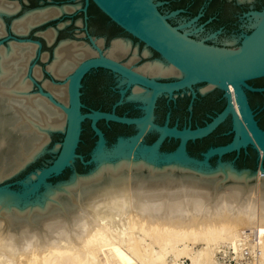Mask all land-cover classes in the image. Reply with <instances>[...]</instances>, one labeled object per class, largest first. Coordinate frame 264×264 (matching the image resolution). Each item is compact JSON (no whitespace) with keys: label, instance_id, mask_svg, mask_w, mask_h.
<instances>
[{"label":"bare ground","instance_id":"bare-ground-1","mask_svg":"<svg viewBox=\"0 0 264 264\" xmlns=\"http://www.w3.org/2000/svg\"><path fill=\"white\" fill-rule=\"evenodd\" d=\"M78 6L35 10L14 29L28 33ZM17 9L0 1V15ZM259 13L252 26L261 21ZM44 34L53 41L56 30L49 28ZM72 42H62L49 66L62 79L95 52L84 43L68 44ZM129 47L126 38H118L108 56L123 58ZM34 53L35 47L21 51L12 44L0 51V181L43 152L51 130L65 128L62 108L32 92L27 72ZM135 59L136 55L129 63ZM139 68L155 77L183 76L158 61ZM48 82H43L46 90L68 104V83ZM148 97L149 91L136 89L130 98ZM163 132L173 134L169 129ZM130 142L113 154L97 149L93 173L47 185L34 200L28 197L32 189L23 194L0 190V264H170L183 256L190 264H214L216 247L228 240L237 245L243 231L255 233L257 228V261L264 264L263 168L255 173L236 172L228 165L206 169L191 165L182 155L159 157L149 146ZM59 148L57 143L54 150ZM252 231L245 233L246 244Z\"/></svg>","mask_w":264,"mask_h":264},{"label":"water","instance_id":"water-1","mask_svg":"<svg viewBox=\"0 0 264 264\" xmlns=\"http://www.w3.org/2000/svg\"><path fill=\"white\" fill-rule=\"evenodd\" d=\"M90 1H92L111 21L121 27L125 32L145 43L147 47L158 52L167 62L176 67L183 76L172 82H159L148 78L122 63L119 59L105 54L102 49L98 48L96 45L97 37L89 35L88 39L91 45L97 49V53L83 58L65 79L57 81L56 79L60 78L49 70L50 64L46 67V73L52 77V79H48L49 81L53 83L66 81L68 83V104H63L46 90L43 82L41 83L40 78L34 74V68L38 66L37 60L41 54L42 42L40 40L20 38L14 35H8L6 38L0 39V46L10 38L19 42L34 41L37 44V54L29 65L27 72L28 79L32 83V88L36 87L38 89L34 93L48 97L53 104L61 107L67 116L64 130L57 129L49 132L50 138L51 134L55 131L64 134V138L60 143V148L57 150V157L52 160L50 164L36 172L37 175L35 182H31L32 178L30 177L19 182L24 184L25 190L32 189V192L30 193L32 194L41 185H45L46 188L47 185H50L47 183L48 177L61 174L65 169L71 167L77 158L86 165L94 164L95 168L86 174L75 172L70 179L74 176H86L93 173L98 167V160L95 158L97 149L101 148L107 154H113L115 150L117 151L123 144L130 141L131 146H134L135 143L140 141L149 124L159 130L161 135L154 144L144 146L152 148L159 157L177 154L182 155L191 165H202L206 169L212 168L216 170L221 166L228 165L236 172H250L245 169L238 170L233 167L232 164L224 162H219V165L216 168L211 167L208 161V156L213 153H223L230 149L239 146H246L248 143H251L256 149L263 153L264 157V134L256 125V121L254 120L253 113L247 102L243 89V86L251 90L255 89L250 86L247 81L264 76V9L261 11L263 13L261 21L250 34L245 35L240 46L236 48H224L192 39L188 34L180 32L176 26H173L168 22L167 17L160 12L158 4L154 0H85V5L82 8V11L85 13V18L88 17L87 8ZM55 30V35H57L59 29ZM14 33L17 32L14 31ZM74 40L76 39H63L60 41L58 47H60L62 42H71ZM84 44L88 45L89 42L87 43L85 41ZM56 50L54 52V58ZM94 68L112 70L128 78L129 84L134 82L151 88L153 92L148 104L145 106L146 114L141 117H127L119 116L114 112L100 110L83 112L82 107H84V104L81 101L80 90L82 87V79L87 72ZM201 82L210 83L220 87L226 91L227 95L226 108L211 123L196 129L185 128L180 130L177 127H169L167 125L159 126L152 122L156 100L160 93L168 92L171 94L175 90L186 87L191 88L192 84ZM233 97L235 98L238 110H236L234 106ZM230 112L232 113L233 126L236 131L233 141L227 146L210 149L206 153V158L203 160L191 157L186 151L187 141L203 137L210 133L228 116ZM86 119L91 121V127L98 136L96 145L91 152L90 159L88 160H85L84 156L77 152L79 142L81 141L82 125ZM100 120H105L107 122L116 121L125 124H137L141 125V129L135 136L129 138L119 137L117 143L109 148L103 131L97 125ZM163 129L172 130L173 134H165ZM249 131L252 133V136ZM168 135L180 138L181 142L178 148L173 152H160L159 145ZM142 145L143 144L140 146ZM46 150L47 147L43 152L30 159L29 162L19 170L0 181V184L17 175ZM261 168L264 169L263 166H261ZM0 190H8L7 185H0Z\"/></svg>","mask_w":264,"mask_h":264},{"label":"flooded vegetation","instance_id":"flooded-vegetation-1","mask_svg":"<svg viewBox=\"0 0 264 264\" xmlns=\"http://www.w3.org/2000/svg\"><path fill=\"white\" fill-rule=\"evenodd\" d=\"M0 1H2L3 4L8 8L14 6L18 7L17 11L13 13H2L0 15V24L4 25V30L0 31V39H4L8 35H14L20 38L40 40L42 42V48L37 63L39 61L44 62L45 60H48L50 65L54 61V52L56 48L58 52L59 49L58 46L60 41L63 39H69V38H63V39L58 38V35L62 28L73 23L80 27L81 26L80 24L82 22L83 28L85 29L82 35L88 38V36L90 35L89 20L91 19V15H90L91 8L94 7L102 14H104L92 1H90L89 6L87 8L88 17L85 18V13L82 11V8L84 7L85 3L83 6H81V4L79 3L80 6H78L75 10L83 12L82 21L80 19L77 20L72 19L73 15H75L73 14V11L64 12L61 15L54 17L55 19L51 18L50 20L48 19L49 21L47 20L46 22L44 21L45 23L42 22L43 24L39 23L40 25L37 24L33 26L28 33L23 34L16 31L14 29V25L18 22V20H20L26 14H30L35 10H40L45 8L74 5L75 1L74 0H40L41 2L39 6L27 10L23 12L21 15H19L18 13L21 10H23L24 3H21L19 0H0ZM154 1L158 4V8L160 12L167 17L168 22L173 26H176L180 32L188 34V36L192 39L202 41L209 45L224 47V48H236L240 46L243 39L245 38V35L250 34L253 31V29L256 27V26H252V24L256 20V16L260 14L259 12L263 11L264 9V0H154ZM178 2H180L181 5ZM160 6H164V7L170 6V8L167 11H164L161 9ZM188 13H190V18L188 19L184 18L181 20L177 19L179 16H184L187 15ZM66 17H71V18H66ZM172 18H176L177 21H173ZM8 20L10 21L8 22ZM54 20L56 21L55 26L46 25L47 23ZM41 26H44L43 29H40ZM49 28L59 29L58 34L55 35L56 38H54L55 40L53 41H49L44 34ZM13 29L17 33H14ZM19 29H23V27H19ZM30 35H32V37H30ZM130 36L134 40H136V42L133 41L132 39L131 40L126 39L130 42V47L127 54L123 58L119 59L122 63L126 64L127 66L139 72L140 74L148 78L157 80L159 82H172L180 78L178 76L155 77L153 75H150L142 71L139 67L143 66L146 63L148 64L149 62L152 63L158 61L159 63L160 62L164 63L165 65L171 66L172 68L174 66L169 62H167L158 52H156L150 47H147L145 43L139 41L132 35ZM118 38H123V37L116 36L111 39H108L105 37L98 36L97 40L102 39L103 43L102 40H98V42L96 40V45L98 48L101 47L102 51L108 55L107 53L108 49L112 46L113 41ZM85 41L87 43L89 42V44L85 46L89 47L90 49H93L95 52L92 55H95L97 53V49L91 45L89 39L88 40L76 39L72 43H68V44H73L75 42L83 44ZM11 44L16 47H19L21 51H24L25 48L29 51L35 47V53L33 58L37 54L38 46L35 43L18 42L13 38H10L3 43L4 46L0 47V51L4 48H9ZM107 44L109 45L107 46ZM48 46L54 47L52 53H50L49 51H45L44 48ZM146 50L149 51L147 54H145ZM134 55H136V59L134 60V62L129 63V60ZM38 66L41 69L39 67L35 69L34 73L36 76L41 78L42 73L44 76L48 75L45 71L46 68L42 69L39 63ZM173 69L176 70L177 68L174 67ZM48 79L49 78H47V80L45 81L48 82ZM247 83L253 88H255L251 90L243 86L246 99L253 113V117L254 120L256 121V125L258 126L259 129L263 131L264 134V76L250 79L247 81ZM209 85L210 83H205V82L194 83L192 84L191 88L186 87L183 89L175 90L171 94L168 92L160 93L156 100L152 122L159 126L167 125L169 127H177L180 130L185 128L196 129L198 127H204L207 124L211 123L226 108L227 95L225 90L215 85L213 86V84L210 85L212 86V88L206 89V86ZM83 87L88 92L100 96V98H105V99L107 98L108 104L105 103L98 106L85 105L83 101V90H84ZM33 89L34 88H32V90ZM136 89L142 91H149V97L147 101L130 98ZM80 90H81V101L84 104V107H82L83 112L100 110L106 112H114L119 116H127V117L144 116L146 114L145 106L148 104L149 99L153 92L151 88H148L144 85L137 84L134 82L129 84L128 78L124 77L119 73H116L112 70L105 68H94L91 69L89 72H87L82 79V87ZM233 102L236 110H238L234 97H233ZM109 103L111 104V106ZM162 106L164 107V110L166 112L164 115V120L162 119V117L159 116L160 108ZM181 111L190 117V124L187 125L186 127H179L178 125L176 124L173 125L171 123L172 120H174V118L176 117V114ZM197 119L200 120L199 123H195ZM102 121L106 122V124L105 125L101 124V122L98 121L97 125L103 131L106 141L107 140L109 141V139L113 135L117 136V140L119 139V137L129 138L135 136L139 133L141 129V125H137V124H125L116 121L107 122L105 120ZM90 126H91V121H90ZM91 130L93 136L98 140V136L95 134L92 127ZM249 133L252 136V133L250 131ZM235 134L236 131L233 126V117H232V113L230 112L228 116L207 135L200 138L188 140L186 143V151L191 157H195L197 159L203 160L206 158V153L210 149L229 145L233 141ZM160 135H161L160 131L157 130L155 127H153L151 124H149L145 133L141 137L139 144L152 145L159 139ZM180 142H181L180 138L168 135L163 139V141L159 145V151L173 152L178 148ZM165 149L170 151H164ZM227 159H231L238 163L243 161H259V166L264 167L263 153L258 149H256L251 143H248L246 146H239L237 148L230 149L223 153H213L210 156H208V161L218 160L219 162L232 164L233 167H235V164L233 162H227L226 161ZM238 170H243V169H238ZM245 170H249L250 173H254L251 169L246 168Z\"/></svg>","mask_w":264,"mask_h":264},{"label":"rangeland","instance_id":"rangeland-1","mask_svg":"<svg viewBox=\"0 0 264 264\" xmlns=\"http://www.w3.org/2000/svg\"><path fill=\"white\" fill-rule=\"evenodd\" d=\"M21 3H24V7L23 10H21L18 14L21 15L23 12L30 10L34 7H37L40 5V0H19ZM74 5L76 4H81V6L84 5L85 0H74ZM180 5L181 3L178 2ZM177 3V4H178ZM162 10L167 11L170 6H160ZM91 19L89 20V34L93 35V36H99V37H105L108 39H111L113 37L116 36H120L129 40H133L136 42V40H134L128 33H126L124 30H122L121 28H119L117 25H115L111 20H109L104 14H102L100 11H98L96 8L92 7L91 8ZM72 14V13H71ZM73 17L72 19H80L81 21L83 20V12L82 11H73ZM66 18H71V17H66ZM184 18H190V13H188L187 15L184 16H179L177 19L181 20ZM173 21H177L176 18H172ZM10 20H8L9 22ZM46 25H51V26H55L56 25V21H51L49 23H47ZM81 26H77L74 23L70 24L64 28H62L60 30V33L58 35L59 39H63V38H73V39H78V40H88V38H86L85 36H83L82 34L84 33L85 29L83 28V23L81 22L80 24ZM44 26H41L40 29H43ZM37 30V29H36ZM30 37H32V35H30ZM109 44H107L108 46ZM53 46H48L45 47V51H49L50 53H52L53 51ZM39 65L42 67V69H45L46 66L49 64L48 60H45L44 62L39 61L38 62ZM47 78L52 79V77H50L49 75L44 76L42 73V77H41V83L44 82L45 80H47ZM57 81H62L63 79H56ZM84 88V87H83ZM38 89L36 87H34V89L32 90V92H36ZM83 101L85 105H102L107 103V98H100V96L94 94V93H90L88 92L85 88L83 90ZM108 104V103H107ZM106 104V105H107ZM110 104V103H109ZM111 106V104H110ZM165 110L164 107L162 106L160 108V112H159V116L162 117V119L164 120V115H165ZM101 124H106V122L100 120ZM200 120L197 119L195 121V123H199ZM173 125L176 124L179 127H186L187 125L190 124V117L187 116L185 113L178 112L176 114V117L174 118V120H172L171 122ZM83 129H82V133H81V141L79 142V146L77 148V152L81 155L84 156L85 160L90 159L91 157V152L94 149L95 145H96V141L97 138H95L93 136L92 130H91V126H90V120L86 119L83 122ZM64 138V134L62 132L59 131H55L51 134V138H50V142L47 145V150L40 155L39 157H37V159L35 161H32L25 169H23L21 172H19L17 175L3 181L0 185L4 186L7 185V189L9 191L18 193V194H22L25 190L24 184L19 183L22 180H26L28 177H30L31 175L35 174L38 170L42 169L43 167H45L46 165L50 164L52 160H54L57 155H58V151H55L54 148L56 146L57 143H61L62 140ZM117 143V136L113 135L111 136V138L109 139V141L107 140V145L109 148H111L113 146V144ZM164 151H170L165 149ZM227 162H233L235 164V167L238 169H251L254 173L259 171L261 166H259V161H243V162H235L231 159H227ZM218 160H211L209 161L211 167L216 168L219 163ZM95 168L94 164H84L82 163V161L77 158L75 160V162L73 163V165L71 167H68L67 169H65L61 174L59 175H51L50 177L47 178V183L50 184L51 186H55L57 185L59 182L65 181V180H69L70 177L75 173H81V174H86L91 172L93 169ZM31 182H35L36 181V177H33L31 179ZM45 185H41L35 192H33L32 194L29 195V199L32 198V200H34L35 198H37L38 196L42 195L45 192ZM31 200V199H30ZM248 230V229H247ZM252 230H248L247 232H251ZM258 228L254 231H252L251 234V242L250 244H246V240L243 239L244 237H241L239 240V243L237 245L232 244L231 242L226 241L225 243L219 245L218 247H216L215 249V253L216 254L217 250L220 248H233L234 250L238 251L241 249H248V251L250 252H255L256 254L254 255V257L248 262V264H252L254 262H256V264H258V242H259V237H260V231ZM256 234V238H254ZM254 235V236H253ZM245 243V244H243ZM257 244V245H256ZM248 245V246H246ZM256 245V246H255ZM238 246V247H237ZM241 252V251H240ZM213 255V259L212 262L215 264L216 257L214 258ZM189 257L187 256H183L180 257L179 259H175L170 260V264H183L184 260H188L189 264H190V260L188 259ZM135 259V258H134ZM172 261V262H171ZM252 261V262H251Z\"/></svg>","mask_w":264,"mask_h":264},{"label":"built area","instance_id":"built-area-1","mask_svg":"<svg viewBox=\"0 0 264 264\" xmlns=\"http://www.w3.org/2000/svg\"><path fill=\"white\" fill-rule=\"evenodd\" d=\"M247 231L248 230H245V232L243 231L242 236L245 237ZM254 238H256V234ZM255 254V252H250L248 249H241L238 252L233 248H220L214 255V258L216 257L217 260V262L215 261V264H248ZM183 264H189L188 260H184Z\"/></svg>","mask_w":264,"mask_h":264}]
</instances>
